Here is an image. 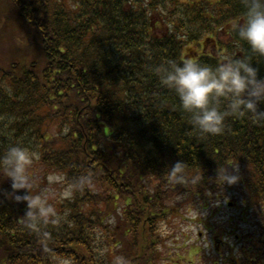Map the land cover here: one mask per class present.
<instances>
[{
  "label": "trees",
  "instance_id": "16d2710c",
  "mask_svg": "<svg viewBox=\"0 0 264 264\" xmlns=\"http://www.w3.org/2000/svg\"><path fill=\"white\" fill-rule=\"evenodd\" d=\"M243 12L242 0H0V151L21 143L39 151L43 173L91 177L62 202L66 222L41 237L23 227L26 206L0 175V264H53L57 254L75 264H112L117 255L194 264L181 247L170 252L175 220L216 204L255 218L238 254L229 234L218 236L235 219L212 220L209 210L200 226L219 243L214 254L225 252L221 264H264V122L228 117L222 134L201 136L150 71L247 54L234 29ZM253 58L264 78V58ZM178 161L187 165L180 183L167 174ZM237 164V184L215 182L220 165ZM229 195L235 203L224 202Z\"/></svg>",
  "mask_w": 264,
  "mask_h": 264
},
{
  "label": "clouds",
  "instance_id": "9594fccd",
  "mask_svg": "<svg viewBox=\"0 0 264 264\" xmlns=\"http://www.w3.org/2000/svg\"><path fill=\"white\" fill-rule=\"evenodd\" d=\"M244 12L234 29L247 54L225 57L215 65L192 59L175 60L150 69L161 86L173 91L180 108L187 114L194 131L201 136H216L225 131L228 117L252 116L264 122V78L253 66V57L264 58V0H242ZM67 134L69 128H64ZM39 151L21 143L10 144L0 151V175L10 181V194L26 211L20 218L27 230L47 237L49 225L59 227L67 220L68 212L58 211V202L71 200L84 189L91 177L81 174L68 179L60 172H49L41 186L34 165L40 161ZM187 165L176 162L167 172L170 180L183 182ZM231 169V170H230ZM238 164L220 165L215 182L233 186L239 182ZM39 189L34 192V189ZM103 255V252H100ZM53 264H75L70 255H55ZM112 264H128L123 255L113 258Z\"/></svg>",
  "mask_w": 264,
  "mask_h": 264
},
{
  "label": "rangeland",
  "instance_id": "374dc122",
  "mask_svg": "<svg viewBox=\"0 0 264 264\" xmlns=\"http://www.w3.org/2000/svg\"><path fill=\"white\" fill-rule=\"evenodd\" d=\"M219 38L221 39L223 43L227 39V37L226 38L219 37ZM27 45L28 43H26V46ZM208 47L203 48V49L206 50ZM193 48L195 49V47L191 46V49ZM28 57H29V54H28ZM0 58L2 57L0 56ZM23 59L25 60L26 58L24 57ZM34 172L37 176L40 177V183H41V186H43V184L46 182L44 179L46 174L52 171H47L43 173L41 172L40 168L34 165ZM38 190L39 189L37 188V189H34L33 191L36 192ZM230 197L231 195H229L228 198L224 202L231 200L230 201L231 203L232 201H234L233 198L232 197L230 198ZM62 202H58L56 204V207L58 211L60 212H62V208H63ZM205 207L206 206H203V210L200 207L198 208L192 207L190 209L184 210L182 212V214H185L184 217L186 219L184 223L180 222L182 220V216L181 218H178L175 220V224L177 225V228H178L177 234L179 237L175 238L174 237L175 235L173 236L175 238L173 242L177 245V249L173 248V250L172 251L170 250V252L172 255H175V253L179 252L178 248L181 247L180 249L182 250L183 253H185L186 255L187 254L191 255L190 258L194 264H209V262L210 264H214L215 262H219V264H221L222 259L218 257L221 256V254L223 253L222 258H224L225 252L221 251L219 253V256L214 254L215 252H219V247H218L219 243L218 242L215 243V241H212L213 239L212 237H210L211 233L207 232L206 230H202V227L200 226L201 221H203V219L207 217L209 210L210 211L212 209L214 210V216L212 217V220L216 219L217 217H223L225 219L226 218L235 219V221H232L231 224L225 222L227 230H223V228H220L218 230V233H219L218 236L222 237L226 234H229L228 236H230V241H229V244L226 246L231 247V249H234V251H237L238 254L240 253V250L243 249V247H247V245L249 244L248 241L244 242V239L250 238V235H249L250 233L248 231L250 227H253V225H255V218H253L250 215L243 216L242 218H240L239 215L236 214L234 210H229L230 207L226 208L227 207L226 204H223V205L216 204L215 207H211L210 209H205ZM234 207L236 209V206H233V205L231 206V208H234ZM197 214L200 215L201 219L197 217ZM233 225H236V228H237V231L235 233L233 232V229L235 228ZM170 227L172 228V225H170ZM184 238L186 242H184ZM242 243H245V244L241 245ZM201 247H202V250L200 251L199 256L196 258L194 257V255L192 256V254H194L196 250L198 252ZM167 248H169L168 244H167ZM208 255H211L212 258H209ZM177 262L179 264H182L178 259H177ZM187 264H192V262L188 261Z\"/></svg>",
  "mask_w": 264,
  "mask_h": 264
}]
</instances>
